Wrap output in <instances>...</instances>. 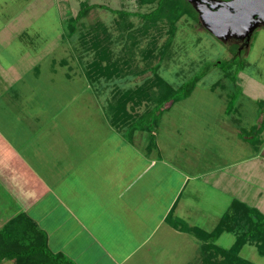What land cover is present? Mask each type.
Returning <instances> with one entry per match:
<instances>
[{
    "label": "crops",
    "instance_id": "obj_1",
    "mask_svg": "<svg viewBox=\"0 0 264 264\" xmlns=\"http://www.w3.org/2000/svg\"><path fill=\"white\" fill-rule=\"evenodd\" d=\"M36 1L0 0V113L7 112L0 115V253L35 245L39 230L46 249L71 264H198L202 242L180 227L205 233L203 226L217 223L226 213L220 197L238 200L244 167L250 175L256 171L251 207L264 215V172L258 169L264 170V147L253 145L251 154L236 157L237 147L250 143L236 125V109L224 107L208 120L203 136L197 125H184L167 153L158 149L154 131L147 150L141 131L126 138L85 103L83 111L71 108L91 93L84 70L73 69L76 58L51 59L49 77L40 83L41 62L24 50L8 51L43 13L31 8ZM60 69L67 70L66 80L82 81L69 99L51 98ZM263 120L258 113L255 123ZM200 138L212 144L199 150ZM212 193L216 211L210 210Z\"/></svg>",
    "mask_w": 264,
    "mask_h": 264
},
{
    "label": "rangeland",
    "instance_id": "obj_2",
    "mask_svg": "<svg viewBox=\"0 0 264 264\" xmlns=\"http://www.w3.org/2000/svg\"><path fill=\"white\" fill-rule=\"evenodd\" d=\"M159 1H36L31 8L41 9L43 13L31 20L30 27L18 39L13 38L8 51L12 50L16 53L20 50V53L24 50L28 53L26 58L32 57L37 62H41L37 73L40 83H43L49 77L51 59L62 57L75 60L76 58L77 64L73 69L78 70L77 73L81 70L83 72L90 57L82 51L79 38L82 34L95 30L99 38L103 39L104 35L100 28H105L111 60L118 63L121 73L125 75L106 83L84 81L87 89H91V93L88 91L80 96L78 101L72 102L73 110L83 111L81 105L85 103L89 113L108 118L112 102L111 98L109 99V92L113 86L119 90L132 89L138 85L146 86V96L149 100L132 109L134 125L145 129L141 131L140 136L148 141L154 138L150 130L155 131L156 145L163 153H167L170 146L172 148L175 146L171 140L176 139L177 132L181 133L189 124L200 127L198 131L203 136V125L209 123L208 120L213 121L221 114L224 107L236 109L233 113L237 118L236 125L242 128L243 137H249V146L246 144L238 146L236 157L239 158L240 153L242 158L251 154L254 150L249 147L253 148V145L257 149L263 148L264 120L258 125L255 123V118L260 113L264 119V23L258 21L250 30V34L238 33L236 25H246L245 20L230 22L229 13L220 7V3L223 2L234 6L237 0H182L186 12L177 17H172L171 14L175 11L172 12L167 4L161 6L159 12ZM82 2L94 5V8L83 19L78 20V23H69V20L73 19L71 17L78 11L79 3ZM150 12L153 15L152 19L141 18V15ZM249 17L250 13H247V18ZM98 25L99 29H95ZM250 25H253V21ZM16 40H18L17 44ZM23 60L25 62V58ZM63 72L67 73V70H58L52 80L53 85L50 90L53 97L51 98L59 95L68 98L72 91L81 89L82 81H73L71 78L66 80ZM155 74L173 92L179 91L184 85H187L188 89L184 92V96L173 104L165 105L162 110H153L147 114L153 105L151 99L159 95ZM3 98L0 96V108ZM4 108L8 107L5 105ZM6 113L0 115L4 116ZM256 125L259 128H256ZM201 138L197 140L195 147L206 150L212 143ZM235 154L233 153L234 156ZM258 169L261 173L264 172L260 165ZM257 177L256 171L250 175L244 167L245 181L235 188L238 200L233 197L231 199L229 194L228 197H220L223 211L228 212L234 200L251 207V190H253L251 187L258 184ZM261 183L262 181L259 180V184ZM218 201V196L212 193L210 210H217L212 207L213 204L216 206L215 202ZM212 220L213 218L210 217L209 223ZM215 225L216 223L205 225L203 230L206 231L205 233H210V229L213 230ZM238 232L239 229L232 225L231 231L214 237L211 242L208 240V243L229 249L233 246ZM237 250L235 253L238 257L253 264H264V257L258 255L253 243L246 242L238 246ZM42 263L46 264L43 260Z\"/></svg>",
    "mask_w": 264,
    "mask_h": 264
},
{
    "label": "trees",
    "instance_id": "obj_3",
    "mask_svg": "<svg viewBox=\"0 0 264 264\" xmlns=\"http://www.w3.org/2000/svg\"><path fill=\"white\" fill-rule=\"evenodd\" d=\"M159 12L161 6L165 4L174 12L172 17L181 16L186 12L182 0H160ZM94 8V5H88L84 2L79 4L78 11L69 23H78V20L83 19L87 13ZM153 15H141V18L152 19ZM74 21V22H72ZM94 29V28H93ZM99 29V25L95 28ZM105 28L101 29L104 35L100 39L97 31H89L82 34L79 41H81L82 51L89 55L90 60L85 67V75L88 82L100 83L108 82L111 79L119 78L125 75L121 73L120 67L115 60H111V53L108 49V37ZM96 32V33H95ZM156 86L158 87L159 95L153 99V105L149 112L158 111L165 105H171L176 100L184 96L187 91V85H184L179 91H171V89L155 74ZM113 94L111 97L110 111L108 121L110 125L116 128L124 137L130 138L133 131L145 130L142 126L134 125L132 117V109L139 107L149 100L146 96V86H136L128 90H119L112 87ZM162 110V109H161ZM147 128V127H146ZM152 133V130H150ZM128 135L130 137H128ZM153 148L152 139L147 143L146 149ZM232 225L239 229L238 235L232 247L229 249L220 248L213 243H208V240L213 241L214 237H218L222 233L232 230ZM183 232H186L195 238L201 240L200 244V261L198 264H253L244 260L235 253L238 251V246L249 242L253 243L259 256L264 257V215L258 212L253 207H248L236 200L232 201L228 212L220 217L213 230L210 233H204L196 228H189L186 226L180 227ZM35 245L23 246L24 249L17 251H5L0 253V260L4 258L12 259L13 264H71L59 254L50 253L45 246L44 235L39 230H34ZM38 260V261H35Z\"/></svg>",
    "mask_w": 264,
    "mask_h": 264
},
{
    "label": "water",
    "instance_id": "obj_4",
    "mask_svg": "<svg viewBox=\"0 0 264 264\" xmlns=\"http://www.w3.org/2000/svg\"><path fill=\"white\" fill-rule=\"evenodd\" d=\"M238 2L234 6H229L226 3H220V7L229 13L228 20L232 23H237L245 20L246 25H236L237 32L243 33V35L250 34L251 29L255 27V24L259 22L264 23V0H237ZM235 12L237 13L234 15ZM247 13H250L249 19ZM235 17V19L233 18ZM255 17V19H253ZM253 21V25L250 23ZM213 28H215L213 26ZM217 29V28H216ZM247 32V33H246Z\"/></svg>",
    "mask_w": 264,
    "mask_h": 264
}]
</instances>
